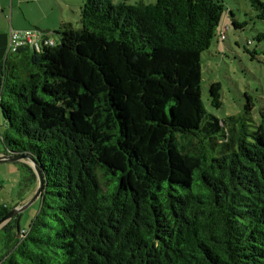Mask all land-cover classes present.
<instances>
[{
    "label": "trees",
    "instance_id": "1",
    "mask_svg": "<svg viewBox=\"0 0 264 264\" xmlns=\"http://www.w3.org/2000/svg\"><path fill=\"white\" fill-rule=\"evenodd\" d=\"M81 1L78 26L2 61L3 153L33 157L45 189L27 229H0V264H264V111L202 98L223 18L247 22L225 0ZM209 95L220 108L222 84ZM19 163L34 187L17 205L38 183Z\"/></svg>",
    "mask_w": 264,
    "mask_h": 264
},
{
    "label": "rangeland",
    "instance_id": "2",
    "mask_svg": "<svg viewBox=\"0 0 264 264\" xmlns=\"http://www.w3.org/2000/svg\"><path fill=\"white\" fill-rule=\"evenodd\" d=\"M138 2L150 4L155 0L129 1L130 4ZM225 2L228 9H233L236 18L247 24L243 29L235 30L231 18H227L225 14L217 37L202 55V98L210 113L223 118L242 112L250 96L254 102L253 111L259 115L260 110L264 111V39L258 40L256 36L264 31V21L257 18V11L252 7L251 0H225ZM223 32H226V39L221 40L220 34ZM53 37L58 38L57 35ZM249 40L253 41V44L248 45ZM254 50L257 51L256 54H252ZM2 61L3 59L0 58V84ZM213 82L222 84L220 108L213 106L210 101L209 89ZM6 128V120L0 108V155L5 151L2 134ZM27 175L28 172L22 168L19 161L0 162V203L14 208L21 202L22 197L28 195V191L34 185L30 181H26L27 187L24 185ZM22 186L25 191L21 190ZM39 207L40 201L37 200L20 214L22 229L30 226Z\"/></svg>",
    "mask_w": 264,
    "mask_h": 264
},
{
    "label": "crops",
    "instance_id": "3",
    "mask_svg": "<svg viewBox=\"0 0 264 264\" xmlns=\"http://www.w3.org/2000/svg\"><path fill=\"white\" fill-rule=\"evenodd\" d=\"M81 12V0H0V58L9 51L11 28H37L54 36L63 23L78 26Z\"/></svg>",
    "mask_w": 264,
    "mask_h": 264
},
{
    "label": "water",
    "instance_id": "4",
    "mask_svg": "<svg viewBox=\"0 0 264 264\" xmlns=\"http://www.w3.org/2000/svg\"><path fill=\"white\" fill-rule=\"evenodd\" d=\"M10 161H23L28 163L37 176V187L33 195H31L26 201L21 203V205H17L16 207L10 209V211L0 220V229L9 222L13 217L18 214H21L25 209H27L30 205H32L35 201L39 200L45 189V177L42 171V168L38 164V162L29 155L23 154H2L0 155V162H10Z\"/></svg>",
    "mask_w": 264,
    "mask_h": 264
},
{
    "label": "built area",
    "instance_id": "5",
    "mask_svg": "<svg viewBox=\"0 0 264 264\" xmlns=\"http://www.w3.org/2000/svg\"><path fill=\"white\" fill-rule=\"evenodd\" d=\"M221 38L226 39V32L221 34ZM53 39L46 37L45 33L37 28L14 29L9 32V50L16 51L23 45H31L39 48L42 43L52 44Z\"/></svg>",
    "mask_w": 264,
    "mask_h": 264
}]
</instances>
